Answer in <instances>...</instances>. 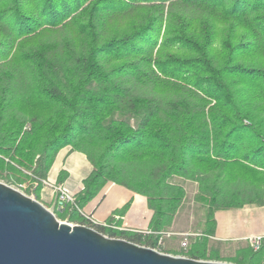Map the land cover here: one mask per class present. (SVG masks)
Listing matches in <instances>:
<instances>
[{
  "label": "trees",
  "instance_id": "16d2710c",
  "mask_svg": "<svg viewBox=\"0 0 264 264\" xmlns=\"http://www.w3.org/2000/svg\"><path fill=\"white\" fill-rule=\"evenodd\" d=\"M65 148L92 172L59 220L157 249L196 183L204 224L185 257L220 261L216 214L264 205V0H0V180H40V201ZM108 184L147 200L148 233L118 229L133 199L111 227L83 215Z\"/></svg>",
  "mask_w": 264,
  "mask_h": 264
},
{
  "label": "water",
  "instance_id": "95a60500",
  "mask_svg": "<svg viewBox=\"0 0 264 264\" xmlns=\"http://www.w3.org/2000/svg\"><path fill=\"white\" fill-rule=\"evenodd\" d=\"M0 264H225L171 256L60 221L0 182Z\"/></svg>",
  "mask_w": 264,
  "mask_h": 264
},
{
  "label": "crops",
  "instance_id": "0c3cea01",
  "mask_svg": "<svg viewBox=\"0 0 264 264\" xmlns=\"http://www.w3.org/2000/svg\"><path fill=\"white\" fill-rule=\"evenodd\" d=\"M62 171H67L69 174L63 185L76 196L82 191L83 181L91 174L92 166L83 154L65 148L58 154L46 182L56 184ZM45 190L46 187L42 190L43 195ZM131 199H133V204L118 229L148 233L152 212L148 208L147 200L130 191L123 193L113 184H108L99 196L87 205L83 210V215L85 217L92 216L96 223L102 225L112 215L97 219V214L102 206L109 202L112 205L111 212H113L122 208ZM46 201L51 203V192L49 197H46ZM181 210L182 208L175 219L174 226H176ZM216 222L215 235L211 240L220 245L237 247L239 250L240 247L249 245V239L255 236H264V205L218 212Z\"/></svg>",
  "mask_w": 264,
  "mask_h": 264
},
{
  "label": "rangeland",
  "instance_id": "374dc122",
  "mask_svg": "<svg viewBox=\"0 0 264 264\" xmlns=\"http://www.w3.org/2000/svg\"><path fill=\"white\" fill-rule=\"evenodd\" d=\"M164 30H165V27H163V31ZM73 31H74L73 25H70L69 28L66 30V32L64 31V32L59 33V31H57L54 33V31H48L46 34L47 35H51V34L58 35L59 33V36L64 37L66 35L72 34ZM46 34H44L43 36H46ZM0 182L4 183L1 180ZM182 183L184 184V187L187 191V198L185 200L184 205L182 206V210L179 215L176 226L173 225L174 227L168 230V232L173 233V235L169 238H165L164 239L165 244L164 246L160 248L161 250L160 253L171 255V256H179V257H185L191 244L196 239L195 237H191L189 240V248L184 250L181 248V242L183 240V237L181 235L182 234H194V235L198 234L199 235L202 233L203 224H204V206L197 199L198 185L196 183H191V182H182ZM8 186L20 191L21 193H23L24 195L32 199L37 200L34 193L33 192L31 193L29 190H21L19 187L14 186V185H8ZM116 187L117 189H120L121 191H123V193H129V191L123 187H120V186H116ZM49 195H50V189L46 187V190L44 191V195L41 192V200L39 202L43 204L50 211L52 210L54 211L52 203L46 201V197L48 198ZM111 207L112 205H110L109 202H107L104 206H102L101 209L99 210V213L97 214V219L105 218V216L108 217L110 214H112L114 211L111 212V209H110ZM123 218L124 217H118V216L115 217L116 220H120L121 222ZM105 223H107V221ZM247 247L248 246H243V247H240V249H244ZM210 248L214 251H218L219 256L221 258L220 261H210V262L234 264L231 261L237 255V252H238L237 247L230 246V245H220V244L215 243L213 240H210Z\"/></svg>",
  "mask_w": 264,
  "mask_h": 264
},
{
  "label": "built area",
  "instance_id": "2783aa9c",
  "mask_svg": "<svg viewBox=\"0 0 264 264\" xmlns=\"http://www.w3.org/2000/svg\"><path fill=\"white\" fill-rule=\"evenodd\" d=\"M40 180H35L33 183L24 184L20 187L21 190H29L31 193H34V190L39 186ZM42 184L44 187H48L51 192V203L53 205V209L51 212L54 213H60L65 211L68 205L75 203V195L67 189L64 185H57V184H51L46 181H42ZM88 220H90L91 223L97 224L92 217H86ZM61 221V220H60ZM72 224V223H71ZM75 225V224H72ZM104 227H111L108 225V223L102 224ZM161 238L158 243V248L154 249L158 252H160V248L164 246L165 238H169L173 235V233L166 232L163 234H160ZM183 240L181 242V248L186 250L189 248V240L191 237H199L200 234H182ZM249 246L255 253H263V264H264V236H255L248 241Z\"/></svg>",
  "mask_w": 264,
  "mask_h": 264
}]
</instances>
